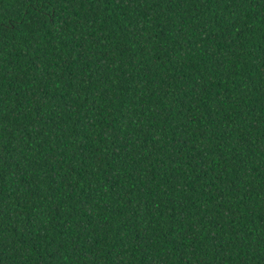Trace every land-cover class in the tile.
I'll use <instances>...</instances> for the list:
<instances>
[{"label": "trees", "instance_id": "16d2710c", "mask_svg": "<svg viewBox=\"0 0 264 264\" xmlns=\"http://www.w3.org/2000/svg\"><path fill=\"white\" fill-rule=\"evenodd\" d=\"M0 264H264V0H0Z\"/></svg>", "mask_w": 264, "mask_h": 264}]
</instances>
